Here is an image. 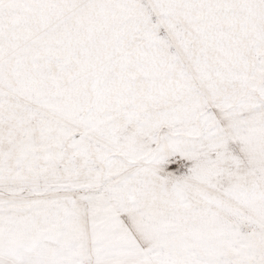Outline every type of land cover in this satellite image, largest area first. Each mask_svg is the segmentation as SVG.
Here are the masks:
<instances>
[{
    "label": "snow or ice",
    "instance_id": "obj_1",
    "mask_svg": "<svg viewBox=\"0 0 264 264\" xmlns=\"http://www.w3.org/2000/svg\"><path fill=\"white\" fill-rule=\"evenodd\" d=\"M0 264H264V0H0Z\"/></svg>",
    "mask_w": 264,
    "mask_h": 264
}]
</instances>
